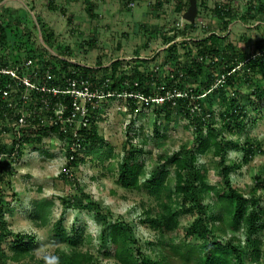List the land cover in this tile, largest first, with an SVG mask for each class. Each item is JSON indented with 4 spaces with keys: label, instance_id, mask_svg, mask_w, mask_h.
<instances>
[{
    "label": "trees",
    "instance_id": "16d2710c",
    "mask_svg": "<svg viewBox=\"0 0 264 264\" xmlns=\"http://www.w3.org/2000/svg\"><path fill=\"white\" fill-rule=\"evenodd\" d=\"M49 1L51 9H58L56 0ZM83 1L87 13L97 17L96 3ZM165 1L170 2L158 0V3ZM175 1L177 12L187 10L191 3V0ZM196 1L199 14V0ZM130 2L132 0H127L126 4L129 6ZM62 11L65 12V9ZM214 12L226 30L236 19L245 23L251 19L262 22L264 0H250L242 14L233 8L231 0H226L224 4H216ZM12 13L17 17L12 18ZM17 14L18 10H11L4 4L0 7V89L10 91L6 97L0 91V185L13 174V163L23 156L28 146L34 151L39 150L45 138L53 134L63 141L66 152L67 163L61 176L66 180L71 178L74 183L77 181L72 170L86 162L89 154L94 155L91 161L98 160L100 163L119 157L111 146L106 151L100 148L86 149L104 140L97 124L102 113V99L125 94L126 106L131 112L143 105L154 111L157 120L163 119L167 123L175 115L182 116L187 119L185 126L193 130L194 136L191 146L181 148L183 153L166 157L161 155V158L171 161L174 166L171 170L161 163L148 173L145 161L137 157L139 150H133L130 145L125 148L118 162L117 183L132 191L146 190L156 200L154 206L142 204L144 218L141 222L159 233L161 256L150 258L141 251L140 246L135 247V230L121 219L105 221L100 251L106 240L110 243L108 248L102 250L103 255L113 258L116 264H262L264 250L259 231L264 229V197L258 194V190L264 191L263 172L258 174L256 184L248 193L233 185L229 176L249 164L256 154L264 153V148L261 143L249 138L240 143L223 135L216 127L217 112L211 103L219 95L218 101L225 107L219 113L224 120L223 128L229 134L243 132L247 124V107L239 101V95L243 93L239 87L242 82L256 83V87L247 95L249 103L256 102V97L262 98L264 95V85L260 83L263 82L260 77L264 75V34L255 42L256 46L249 54L231 43H222L224 36L216 32H210L208 37L199 41H182L188 49V62L184 65L180 62L181 56L176 53L177 44L174 42L168 47L171 51L163 55L161 66L157 69L143 72L140 69L143 63L133 60V72H129L120 58L103 66L105 62L101 61L100 55L96 67L70 61L65 56L74 55L71 47L58 41L56 33L49 31L40 16L37 15L36 24L31 27L33 24L30 25V22L34 21ZM68 23L74 24L71 16ZM190 24H195V21ZM38 30L42 41L38 37ZM76 30L77 25L71 26L72 32ZM85 43L92 48L96 45V39L91 37L82 45L85 46ZM48 69L53 75L51 78L47 76ZM162 71L166 74L164 77L159 75ZM25 77L38 88L27 86L22 80ZM66 78L86 81L91 93L95 94L86 103V114L81 123H77L80 112H76L73 120L68 121L75 111L74 99L70 94L41 89L42 86L65 89ZM160 79L165 81L161 83ZM21 117H24V122L20 121ZM7 133H13L11 144L1 138L2 134ZM156 134L160 135L158 128ZM162 136L166 137L165 134ZM143 143H147L146 139ZM229 149L241 151V159L229 160ZM209 154L216 159V169L224 181L222 183L209 184L210 168L206 163L199 162L200 157ZM109 169L115 170L112 167ZM4 199L1 193L0 264L6 263L8 255L2 247L4 240L11 239L8 248L13 261L33 257V251L39 246L36 234L12 230L7 220L10 203ZM61 199L66 208L76 204L81 209L104 214L105 206L83 191ZM33 205L32 221L39 228L46 227L51 221L53 201L35 200ZM109 212L108 209V216L111 214ZM185 215L192 217L184 229L186 236L193 241L185 244L187 248L184 251L172 241L167 244L165 236L173 237L181 231V219ZM63 221L61 216L54 222L51 240L57 245L67 243L69 248L58 247L52 256L42 258L37 264H44L45 261H48L47 264H103L98 255L82 248L92 242L91 236L85 234V226L78 228L73 225L69 231ZM167 245L171 252L164 250Z\"/></svg>",
    "mask_w": 264,
    "mask_h": 264
},
{
    "label": "rangeland",
    "instance_id": "374dc122",
    "mask_svg": "<svg viewBox=\"0 0 264 264\" xmlns=\"http://www.w3.org/2000/svg\"><path fill=\"white\" fill-rule=\"evenodd\" d=\"M92 1L97 5L95 8L97 17H91L87 13L83 0H56L58 9H51L49 0H4L0 3V7L4 4L11 10H18L17 15L34 21L30 22V25L33 24L31 27L36 24L37 15L40 16L49 31L56 33V39L71 47L74 55L65 56L70 61L84 62L88 66L96 67L100 55L102 56L101 61L105 62L103 66H108L116 58H120L129 72L133 70L131 64L135 60L143 63L140 67L143 72L149 73L154 68L157 69L161 66L163 55L171 51L168 47L174 42L177 44L176 53L181 56L180 62L184 65L188 62V49L183 46L185 43L182 41H199L208 37L210 32H216L224 36L222 43H231L249 54L253 52L255 42L264 34V21L258 22L257 19H251L247 23L236 19L226 30L214 12L216 4L224 0H199L200 13L196 15L195 24L187 21L182 23L181 19L186 10L177 12L175 0L162 3H158V0H132L133 6H128L127 0ZM231 2L233 8L242 14L250 0H231ZM157 3L158 6H155ZM61 8L62 10L64 8L65 12ZM12 14V18L17 17L16 14ZM70 16L77 25V30L74 32L71 31V26L74 24L68 23ZM37 33L42 41L39 30ZM91 37L96 39V45L89 48V45L85 43L83 46L82 43ZM55 48L58 49L57 46ZM159 75L164 77L166 74L162 71ZM260 78H263V82L260 83L264 85V75ZM163 81L165 80L162 79L161 83ZM253 87H256V83L254 85V83L242 82L239 87L243 92L239 95V101L247 107L245 121L247 124L241 133L229 134L223 128L224 120L219 113L225 107L218 101L219 95L215 96L211 107L217 112L216 127L223 135L239 140L240 143L249 138L255 143H261L264 148V95L262 98L256 97V102L249 103L247 95ZM124 96L125 94H120L111 99H102V113L97 124L104 140L86 149L88 151L100 148L106 151L111 146L119 157H112L100 163L98 160L91 161L94 155L89 154L86 162L72 170L76 183L71 178L66 180L61 176L67 159L65 148L62 146L63 141L56 134L45 138V143L40 145L39 150L34 151L28 146L23 156L13 163V174L7 176L0 185V194L2 193L4 200L10 203L7 220L14 232L36 234L39 246L33 251V257L28 256L21 261H13L10 259L11 253L8 248L11 239L4 240L2 247L8 253L5 264H37L42 258L52 256L58 247L69 248L67 243L57 245L51 240L53 234L51 228L61 216L64 218V227L69 231L73 225L78 228L85 226V234L91 236L92 242L86 243L82 248L90 249L92 253L98 255L103 264L117 263L113 258H106L102 253L104 248H108L109 240L103 243L101 251L99 249L103 240L101 232L107 219L113 221L121 219L127 222L135 230L134 246H140L141 251L150 258H160L159 233L141 222L144 218L142 204L154 206L156 200L146 190L132 191L118 184V162L125 148L130 145L133 150H139L136 152L137 157L145 161L148 173L161 163L166 164L165 167L171 170L174 168L171 161L161 158V155L166 157L177 152L183 153L181 148L191 146L194 133L192 129L185 126L188 121L182 116L175 115L173 120L167 123L163 119L157 120L154 111L143 105H140L135 112H131L127 109ZM82 119L83 117L79 116L77 123H81ZM157 128L160 135L156 134ZM11 134L13 133L2 134V140L11 144L13 139ZM163 134L166 137L162 136ZM145 139L147 143H143ZM241 156L242 152L239 150H228V159L231 161L240 160ZM199 162L206 163L210 168L209 184L224 182L218 176L216 159L211 154L200 157ZM109 167L115 170H110ZM261 171L264 178V153L256 154L249 164L233 171L229 178L233 185L248 193L256 184L257 176ZM81 191L91 194L105 206L103 215H98L89 209H81L76 204L66 208L61 198L81 194ZM258 194L264 197L262 189L258 190ZM35 200L53 201L51 221L46 227L39 228L32 221L31 213ZM108 209L111 213L109 216ZM191 218L190 215L182 216L183 228L173 237L166 235L167 244L168 241H172L173 244H178L184 251L186 250L185 244L193 241L192 238L186 236L184 229ZM259 234L263 240L264 250V229L259 231ZM170 249L169 245L166 249L164 248L168 252H171ZM47 263L48 261L44 262V264ZM262 264H264V257Z\"/></svg>",
    "mask_w": 264,
    "mask_h": 264
},
{
    "label": "built area",
    "instance_id": "2783aa9c",
    "mask_svg": "<svg viewBox=\"0 0 264 264\" xmlns=\"http://www.w3.org/2000/svg\"><path fill=\"white\" fill-rule=\"evenodd\" d=\"M225 2H226V0L219 2V4H224ZM133 5H134V3L130 2L129 6H133ZM181 20L183 21L182 22L183 24L185 21L192 23V22L186 20L183 16H182ZM30 63L31 62H29L28 64H30ZM4 72H6V71H4ZM46 72H47L48 78H51L53 76L50 69L46 70ZM10 73H12L13 75H16L14 71H10ZM22 80L30 88H38V85L32 83L28 77H25ZM65 81H66V87H64L65 89H60V87L48 88L46 86H42L41 89L53 91V93L61 92V93L70 94V96H72L74 99L73 103L75 106V111L72 114L73 117L70 116L68 121L73 120L74 116L76 115V112H80V116L83 117V119H84V116L86 114V103H87V101L91 100V98L95 94L91 93V91L88 88L87 82L84 80L66 78ZM0 91H2V89H0ZM2 92H3V95H2L3 97H6L8 94H10V91H8V90H3ZM59 112L61 113L62 110H60ZM83 119L81 120V122L83 121ZM20 121L24 122V117H21Z\"/></svg>",
    "mask_w": 264,
    "mask_h": 264
},
{
    "label": "water",
    "instance_id": "95a60500",
    "mask_svg": "<svg viewBox=\"0 0 264 264\" xmlns=\"http://www.w3.org/2000/svg\"><path fill=\"white\" fill-rule=\"evenodd\" d=\"M198 12V8H197V1L196 0H191L190 6L189 8L186 10V12H184L183 17L190 21L193 22L196 18Z\"/></svg>",
    "mask_w": 264,
    "mask_h": 264
},
{
    "label": "crops",
    "instance_id": "0c3cea01",
    "mask_svg": "<svg viewBox=\"0 0 264 264\" xmlns=\"http://www.w3.org/2000/svg\"><path fill=\"white\" fill-rule=\"evenodd\" d=\"M96 7H97V5H96ZM53 52H54V53H56V51H55V50H53Z\"/></svg>",
    "mask_w": 264,
    "mask_h": 264
},
{
    "label": "bare ground",
    "instance_id": "6f19581e",
    "mask_svg": "<svg viewBox=\"0 0 264 264\" xmlns=\"http://www.w3.org/2000/svg\"><path fill=\"white\" fill-rule=\"evenodd\" d=\"M197 8H198V6H197ZM197 15H198V12H197ZM195 19H196V18H195ZM194 21H195V20H194ZM194 21H193V22H194Z\"/></svg>",
    "mask_w": 264,
    "mask_h": 264
}]
</instances>
